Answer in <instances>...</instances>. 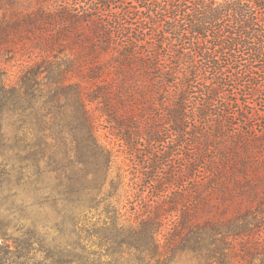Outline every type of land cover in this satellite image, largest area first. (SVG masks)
<instances>
[{"label": "trees", "instance_id": "16d2710c", "mask_svg": "<svg viewBox=\"0 0 264 264\" xmlns=\"http://www.w3.org/2000/svg\"><path fill=\"white\" fill-rule=\"evenodd\" d=\"M0 10V53L28 55L17 84L0 61L1 152L9 174L18 153L37 169L51 160L67 264H264V0H0ZM91 103L138 171L151 170L138 220L113 201L125 175Z\"/></svg>", "mask_w": 264, "mask_h": 264}, {"label": "rangeland", "instance_id": "374dc122", "mask_svg": "<svg viewBox=\"0 0 264 264\" xmlns=\"http://www.w3.org/2000/svg\"><path fill=\"white\" fill-rule=\"evenodd\" d=\"M18 50L16 48L11 52L0 53L9 84L18 83L23 67L20 65L28 59V55ZM89 107L96 116L101 142L114 154V175L118 171H123L125 175L124 184L120 188L121 195L113 201L117 200L126 223L138 220L137 215L153 202L145 186L151 170L144 168L143 174L138 171L139 166L135 165L138 161L128 153L121 140L112 134L109 123L96 108V104L91 103ZM142 147L147 150L149 148L146 145ZM23 156L26 157L23 152L14 155V171L9 174L0 147V264H67L70 224L66 217L65 195L53 187L56 180L49 173L52 162L46 157L41 168L37 169L31 160H25ZM25 165H29L27 176L20 175V167ZM25 177L27 184L22 182ZM95 213L94 210L89 211V218L83 221L85 227H91L93 220H98ZM169 226L166 225L159 235L161 241ZM98 242L92 236L84 241L90 250L99 249Z\"/></svg>", "mask_w": 264, "mask_h": 264}]
</instances>
